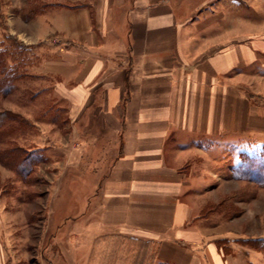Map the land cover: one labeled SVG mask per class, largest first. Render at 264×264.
<instances>
[{"label": "crops", "instance_id": "1", "mask_svg": "<svg viewBox=\"0 0 264 264\" xmlns=\"http://www.w3.org/2000/svg\"><path fill=\"white\" fill-rule=\"evenodd\" d=\"M4 13L23 79L46 83L30 100L65 108L64 135L36 126L38 147L92 171L82 229L138 237L155 263L264 264L257 235L217 207V171L264 145V0H12Z\"/></svg>", "mask_w": 264, "mask_h": 264}, {"label": "rangeland", "instance_id": "2", "mask_svg": "<svg viewBox=\"0 0 264 264\" xmlns=\"http://www.w3.org/2000/svg\"><path fill=\"white\" fill-rule=\"evenodd\" d=\"M11 1L0 0V47L16 55L9 59L21 72L22 47L6 36L4 11ZM14 83L11 93H0V112L12 115L0 135V243L4 245L0 251L7 264H161L155 263L148 243L138 237L81 228L93 188L88 178L92 171H87L85 164L79 171L71 170L69 154L38 147L36 126L45 128L48 140H53L61 131L56 123L65 117V108L54 110L56 106L46 104L45 96L30 100L29 95L46 84L43 81L18 79ZM48 111L49 117L57 115L55 122L45 117ZM31 125L35 128L29 129ZM12 148L17 150L16 159L5 153ZM249 150L243 153L264 159V145ZM237 155L236 163L241 161ZM217 172L221 178L222 201L220 207L217 205L221 218L234 217L239 229L257 235L251 240H264L260 238L264 236V187L236 180L226 163ZM77 174L84 177L72 184ZM75 224L81 229H73ZM251 240L249 245L255 246Z\"/></svg>", "mask_w": 264, "mask_h": 264}, {"label": "trees", "instance_id": "3", "mask_svg": "<svg viewBox=\"0 0 264 264\" xmlns=\"http://www.w3.org/2000/svg\"><path fill=\"white\" fill-rule=\"evenodd\" d=\"M6 36L8 39H12L17 43L12 35L7 33ZM15 56L16 55L10 52V50L0 47V93L2 96H6L11 93L15 86L14 82L25 77V70L23 67V71L18 72L14 64H12V61L9 59L10 57L15 58ZM10 115L11 114L8 111L0 112V135H3L6 131V128L4 129V123L9 118L11 119L12 115ZM22 121L25 123L24 119ZM13 149L14 148L7 149L8 152L6 151L5 153L10 155L12 154V157L16 159V157H18V153H16L17 150ZM240 158L241 161H239L237 166L234 168L236 178L247 179L259 183L262 187H264V159L257 156H248L245 153H241ZM251 242L255 243V246L252 245L255 249L262 251L264 254V240L257 239L251 240ZM258 243H260L261 246L258 245Z\"/></svg>", "mask_w": 264, "mask_h": 264}]
</instances>
